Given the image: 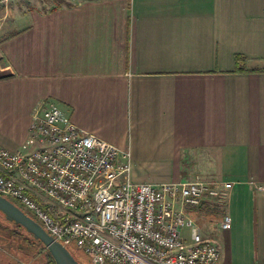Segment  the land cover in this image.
I'll use <instances>...</instances> for the list:
<instances>
[{
  "label": "crops",
  "instance_id": "crops-1",
  "mask_svg": "<svg viewBox=\"0 0 264 264\" xmlns=\"http://www.w3.org/2000/svg\"><path fill=\"white\" fill-rule=\"evenodd\" d=\"M54 1L0 0V146L54 101L130 152L132 181L212 182L189 211L216 264H264V0Z\"/></svg>",
  "mask_w": 264,
  "mask_h": 264
},
{
  "label": "built area",
  "instance_id": "built-area-1",
  "mask_svg": "<svg viewBox=\"0 0 264 264\" xmlns=\"http://www.w3.org/2000/svg\"><path fill=\"white\" fill-rule=\"evenodd\" d=\"M220 193L200 178L132 181L130 152L77 127L51 100L33 107L25 145L0 146V196L19 203L90 264H216V245L202 237L186 210ZM219 225L230 228L227 213Z\"/></svg>",
  "mask_w": 264,
  "mask_h": 264
},
{
  "label": "water",
  "instance_id": "water-1",
  "mask_svg": "<svg viewBox=\"0 0 264 264\" xmlns=\"http://www.w3.org/2000/svg\"><path fill=\"white\" fill-rule=\"evenodd\" d=\"M0 212L9 221L22 226L35 239L41 241L55 264H79L72 253L60 242L55 241L30 215L9 199L0 196Z\"/></svg>",
  "mask_w": 264,
  "mask_h": 264
},
{
  "label": "trees",
  "instance_id": "trees-1",
  "mask_svg": "<svg viewBox=\"0 0 264 264\" xmlns=\"http://www.w3.org/2000/svg\"><path fill=\"white\" fill-rule=\"evenodd\" d=\"M245 60H246V57H244L243 55H235L236 71L244 70L243 64H244ZM30 217H32V216L30 215ZM0 230L6 231L8 233L7 235L9 236V239H8L7 245L9 247L15 248L16 252H18L19 255L21 254V255L27 256L29 254H32V252H34L33 255L39 256L40 248H41L44 251L43 258H42L43 264H55L52 256L49 254V252L47 251V249L41 243L40 240L35 239L22 226L14 223L12 221L7 220L1 212H0ZM1 238L2 237L0 236V239ZM37 247H39V250H37V252H36L35 248H37ZM74 258L78 261V259L75 256H74Z\"/></svg>",
  "mask_w": 264,
  "mask_h": 264
},
{
  "label": "rangeland",
  "instance_id": "rangeland-1",
  "mask_svg": "<svg viewBox=\"0 0 264 264\" xmlns=\"http://www.w3.org/2000/svg\"><path fill=\"white\" fill-rule=\"evenodd\" d=\"M60 4V2H58V0L54 1V5ZM10 201H12L13 203H15L18 207H20L25 213L31 215V213L29 211H27L25 208H23L19 203L9 199ZM191 209H187L186 210V214L193 220V222L195 224H197L198 226H200V228L203 227H207L209 229V231H214L212 229V227L214 225L212 224H208L205 223L204 219H197L196 217V213L189 211ZM33 217V216H32ZM182 233L185 236L189 235V228L188 227H183L182 228ZM8 233L6 231H1L0 230V236L2 237L0 239V264H43V254L44 251L40 248V254L39 256H35L33 255L34 252H32V254H29L27 256L25 255H19L18 252H16L15 248L9 247L8 244V239L9 236L7 235ZM36 252L37 250H39V247L35 248ZM72 255H74L80 264H90L87 257H85L82 252H77L73 249L69 250ZM80 253V254H79ZM82 254V255H81Z\"/></svg>",
  "mask_w": 264,
  "mask_h": 264
}]
</instances>
